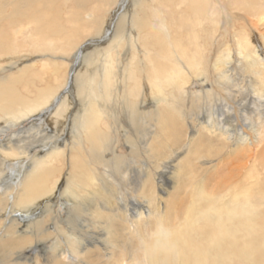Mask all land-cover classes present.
<instances>
[{
  "label": "bare ground",
  "instance_id": "obj_1",
  "mask_svg": "<svg viewBox=\"0 0 264 264\" xmlns=\"http://www.w3.org/2000/svg\"><path fill=\"white\" fill-rule=\"evenodd\" d=\"M142 1H131L141 2L134 20L109 37L101 5L114 0H0V264H119L124 257L125 264H264V225L250 196L233 191L220 202L206 186L225 156L234 158L237 177L258 149L264 156V34L256 27L264 24V0H182L186 11L177 0H152L150 10ZM168 5L173 10L163 15ZM222 14L230 18L224 26L240 20L254 29L236 41L240 65H231L227 42L214 45L213 17ZM187 17L196 29L214 27L203 28L206 48L187 65L191 78L182 70L189 53L178 51L200 40L180 33ZM87 35L101 39L91 60L98 65L84 64ZM24 52L66 60L20 68L30 61ZM72 52L78 64L66 84ZM79 60L85 68L77 69ZM236 70L253 80L230 104ZM196 170L211 213L197 210L209 242L193 246L182 227L194 208L180 218L174 195ZM257 178L242 179L252 189Z\"/></svg>",
  "mask_w": 264,
  "mask_h": 264
},
{
  "label": "rangeland",
  "instance_id": "obj_2",
  "mask_svg": "<svg viewBox=\"0 0 264 264\" xmlns=\"http://www.w3.org/2000/svg\"><path fill=\"white\" fill-rule=\"evenodd\" d=\"M114 1H115L114 4L113 3H111V4L109 3L107 5L106 4L105 5L104 4L101 5L102 6L101 15H104L105 16V22H104V24H106L107 27L109 28V37H111L113 34H117L118 33L117 26H122L123 27V25L125 23V27L128 28L129 24L134 20V18L132 16L133 13L134 12H137L139 10V7L138 6L141 4V2H139L135 6H131V1L132 0H114ZM143 1H147L149 3L148 4V9L150 10V6H151L150 3L152 2V0H143ZM181 2H182V0H177V2H175L174 4H176V8L177 9H179L181 11H184L186 9V7H187V5H188L189 2L187 1L185 5H182ZM60 6H62V5H60ZM212 6H213V3L210 4V7L211 8H212ZM217 6L218 5H216V8H217ZM244 7L245 8H250L251 6L246 5ZM172 10L173 9L168 5V9L163 12V15H169V13ZM231 10H233V9H231ZM89 12H90V10L87 11V12H85V18H84L85 20H88V16L87 15L90 14ZM234 12H237V10H234ZM65 17H66V15H64V18ZM124 18L126 19V21H124ZM213 18L216 19L217 22L219 21V25L218 26H220L214 32L216 34V39L214 40V45L215 46L216 45H222V42L223 43L224 42H227V46L229 47V49L232 50V54H233L234 59H235L231 65H240L239 60L236 59L237 58L236 57L237 56V52H236L237 44H236V41L239 40V37L241 36V34L244 33V31L247 34V36L249 35L248 37H252L251 36L252 35V31L254 30L251 27L252 25L249 26L250 24L247 25L246 23L238 20V21H235V26L232 28L229 25L224 26L226 20H228V22L230 20V18L227 17V15H223L222 14V16L219 15L218 17L216 16V18L215 17H213ZM113 19H114V22H111L113 24H110L109 21H111V20L113 21ZM187 20H188V24H186V25H184V26H182L180 28V30H179L180 33L183 34L185 37H187V35L190 33V36H193L194 35V37L196 38V40H197V37L200 40V42L193 41L191 43H189V41H188V42L184 43L183 44V47L178 51V52H181V51L185 50L187 53H189V56L186 57L185 59H183V61H185L184 62L185 65H184V69H182V70L185 72L186 77L188 76V77L191 78L193 76V74L192 73L189 74L190 71H191V69L187 65H190L192 63V61H197V57L200 58V52L203 49L206 48L204 46V44H203L204 41H202L203 38H204L203 37V34H204L203 28L212 29L214 27H211L210 23L209 22H206L203 25H208V26H206V27L205 26H202L199 29H196L195 26H193L192 23L189 22V18L188 17H187ZM88 23L90 25L92 23V21L89 20ZM256 23H257V26L256 27L259 28V29H262L261 30L262 32L260 31V33H263L264 34V24H261V23L259 24L258 22H256ZM191 28H193L194 30L191 29ZM244 28H246V29H244ZM209 31L212 32L213 30H209ZM66 33H65V35H66ZM105 36H107V35H105ZM87 37L85 36V38L81 42L82 43L81 46H84V45H88L89 44V46H86L87 48L85 49L84 64L85 65H90V64H92V65H96L97 64L98 65L99 64L98 61H97V63L96 62H92V61L93 60H97L96 59V56L98 54H100L99 51H101V49L98 48V47H100L98 45V42H100L101 39L100 38H95V36H90L89 37V35H87ZM80 39H81V37H80ZM208 44H210V42L209 43H206L205 45L207 46ZM96 45H98V46H96ZM115 45L116 44L114 43L112 46H115ZM199 45H201V46L198 49V46ZM213 50L215 51V48L214 47H213ZM203 53H204L203 56L206 57V55H207V49L204 50ZM23 54H26L25 56L28 57L30 59V61H25L24 63H20L19 64V65H21L20 68H22L23 66L25 67L27 65L32 66V63L33 62H35V61L36 62L37 61H43V60H46L48 58L49 59H52L54 61H58V62H61V61H65L66 60V57H62V54H59V53H56V54L55 53L38 54V55H35V56L32 55V58H31V55H30L29 52H27V53L24 52ZM51 55H59L61 57H56L55 56L53 58ZM73 55H75V52H72L71 53V57H68L69 60L67 59V68L68 69H67V73L65 72V75H66V84H67V82H68V80L70 78V74H69L70 72L69 71L72 69L73 65H77L78 64V62L75 61L76 59L74 58ZM202 61H204L203 58H202ZM79 62L80 63L78 65L77 69H80V67L82 68V66H83L82 65V60H79ZM87 62H92V63H89L88 64ZM70 63H71V65H70ZM36 65L38 66V68L41 67L40 66L41 64H38L37 63ZM87 67H89V66H87ZM83 68H85V66H83ZM242 71L243 70H236L235 71L236 72V75L234 76V80H237L236 81V84L239 85L238 88H239V90H241V92H239V90L237 88H233V87H232L233 89L231 88L232 91H234L235 95L233 94L230 98H228V101L227 102L230 103V104L238 103L240 100H242V98L244 99L245 92L243 94L242 91L246 90L245 87L246 86L248 87L249 81L251 82L253 80V76L252 75H248L245 72L242 73ZM6 74L7 73H5V75ZM216 77H217L216 76V70H210L209 79L210 80H215ZM40 84L42 85L43 83H40ZM195 84L197 85V81L195 82ZM220 93L222 95V98L223 97L225 98V96H226L225 93L223 92V94H222L221 91H220ZM238 97H239V99H238ZM223 99H221V100H223ZM193 109H195V111H193V112L194 113H197L196 108H193ZM198 145L202 148L203 144H202V139L201 138L198 141ZM258 150L255 152V155H254L253 159H251V160L246 159V162L248 163V165H246L245 167H243L242 171H239L240 173L243 174V175H241L239 177H237V173H235L236 172V170H235L236 169L235 168L236 165L235 164H233V165L231 164L232 162L234 163V158H233V160H229L225 156L223 158L224 159L223 161H221V162H215L212 165L213 167L211 166L212 172H213V174L211 175L212 178H210L209 180L206 181L207 189L209 188L208 190L207 189L206 190L208 192L211 191L210 194H211L212 200H214L215 198H217V200H219L220 202H222L223 199L224 200L230 199L232 197V194L230 192H233V191L242 192V193L247 194V196H250V203L252 202L251 203L252 206L254 205V207L256 208V211L258 212V217H257L256 221L258 223L264 225V200L260 199V195L256 192L258 190H261V187L262 186L259 185L260 183L264 185V178H263L264 177V156L263 155L261 156L260 155V152H258ZM212 151L218 153V150L216 151L215 149H213ZM138 161H142V159L138 158V160H136V162H138ZM230 161H232V162H230ZM196 162H198V160ZM228 163H229V165H228ZM252 164H254L255 170H253L251 168ZM198 166L199 165L196 166V164H195V167L196 168ZM233 168H235V169H233ZM248 169H251L252 172H250V170H249L246 173V171ZM13 170L15 171V173H17L18 167L16 169H13ZM197 171H198V173L200 172V170H196V175L195 176L193 174H191L190 171H189V175L186 176V177H183L181 179V182L182 183H181V187H179V189H178V195H176V194L174 195V205L176 204V209H175V207H173V209H175V211H178L179 212V217L180 218H184L186 216L185 215L186 212H184V211L186 210L187 206H190V205L193 206L194 211H195V214H193V215H187L188 216L187 220H188L189 223L187 225H185L183 223V227H182V228H184L186 230V232H188V235L186 237L188 238V240H190L192 242V245L193 246H196L197 244H204V243H208L209 242L208 239H207V237H206V235L204 234V230H203V228L205 227V224L198 221V219L201 218V216L200 215L197 216V210L200 209L202 211V217L203 216H206V215H209V213H211L210 210L208 209V204H206V202L204 200H201L200 199V196H199L200 195V186L197 187V185H195L197 183V181L199 180V178H200L197 175ZM67 172H68V167L65 166V168H64V170L62 172L63 177H65V175H66ZM168 176L171 177L170 174H168ZM234 176H236V177H234ZM243 176H245V179H247L248 177H250V178L247 179V182H246L247 184H250V185H251V183L253 184V181L252 180H256V178L258 177L257 178V182L255 184L256 186H254L252 189H250L248 187V185L245 183V181L242 179ZM117 177H116V180L119 179ZM232 180H234V181H232ZM218 181H219V183H218ZM222 181H224V182H222ZM169 184H170V187H173V183L172 182L169 181ZM186 185L187 186H192L193 188H189V191H186L183 188ZM258 185H259L260 188L258 187ZM210 188H211V190H210ZM170 190L172 191V189H170ZM262 192H264V190ZM222 195H225L226 197H224ZM120 197L121 196L118 193L117 194H114V198H120ZM195 217H196L197 221L196 220L193 221V219ZM221 218L224 219V216H221ZM222 221H224V220H222ZM182 222H183V220L180 219V225H182ZM120 227H121L120 231H122V232H125L126 231V230L124 231L122 229L123 228V225H120ZM178 247H182V245H179ZM174 250H173V254H174ZM227 257H228V255H227ZM124 259H125V257H124ZM124 259L121 258L120 261H119V264H125L126 263V260H124ZM229 260H227V263L225 262V263H222V264H238V263L232 261L231 258H229ZM38 264H41V263H38ZM172 264H177V262H175V260H174L172 262ZM178 264H180V261H178ZM216 264H221V262L216 261Z\"/></svg>",
  "mask_w": 264,
  "mask_h": 264
}]
</instances>
